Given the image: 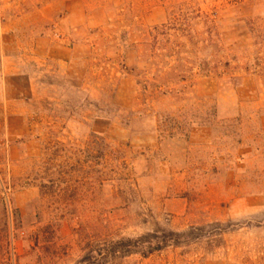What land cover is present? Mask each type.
<instances>
[{
    "label": "rangeland",
    "instance_id": "obj_1",
    "mask_svg": "<svg viewBox=\"0 0 264 264\" xmlns=\"http://www.w3.org/2000/svg\"><path fill=\"white\" fill-rule=\"evenodd\" d=\"M1 30L45 41L20 136L0 98V264L156 230L121 264H264V0H0Z\"/></svg>",
    "mask_w": 264,
    "mask_h": 264
},
{
    "label": "crops",
    "instance_id": "obj_2",
    "mask_svg": "<svg viewBox=\"0 0 264 264\" xmlns=\"http://www.w3.org/2000/svg\"><path fill=\"white\" fill-rule=\"evenodd\" d=\"M44 41V38H38L32 43L29 41L26 43L24 40L15 38L9 30L0 32V98L4 99L5 105L2 125L8 135L20 136L25 120V115L15 109L11 110L10 105L21 103L26 98L38 97V85L35 79L28 74L25 66L30 52L33 54L38 52ZM56 48L53 46L48 49L53 52ZM23 78L26 79V92L19 89L17 85V81Z\"/></svg>",
    "mask_w": 264,
    "mask_h": 264
},
{
    "label": "trees",
    "instance_id": "obj_3",
    "mask_svg": "<svg viewBox=\"0 0 264 264\" xmlns=\"http://www.w3.org/2000/svg\"><path fill=\"white\" fill-rule=\"evenodd\" d=\"M177 239V234L170 233L165 236L160 230L139 238L117 239L99 248L94 257L88 253L81 264H121L132 257L147 259L167 248L176 247L179 243Z\"/></svg>",
    "mask_w": 264,
    "mask_h": 264
}]
</instances>
